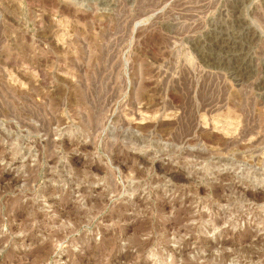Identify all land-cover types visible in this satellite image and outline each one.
Returning <instances> with one entry per match:
<instances>
[{
    "label": "rangeland",
    "instance_id": "rangeland-1",
    "mask_svg": "<svg viewBox=\"0 0 264 264\" xmlns=\"http://www.w3.org/2000/svg\"><path fill=\"white\" fill-rule=\"evenodd\" d=\"M0 264H264V0H0Z\"/></svg>",
    "mask_w": 264,
    "mask_h": 264
}]
</instances>
